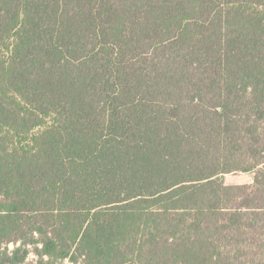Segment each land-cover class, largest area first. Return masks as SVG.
<instances>
[{
  "label": "trees",
  "instance_id": "1",
  "mask_svg": "<svg viewBox=\"0 0 264 264\" xmlns=\"http://www.w3.org/2000/svg\"><path fill=\"white\" fill-rule=\"evenodd\" d=\"M31 253L264 264V0H0V264Z\"/></svg>",
  "mask_w": 264,
  "mask_h": 264
},
{
  "label": "rangeland",
  "instance_id": "2",
  "mask_svg": "<svg viewBox=\"0 0 264 264\" xmlns=\"http://www.w3.org/2000/svg\"><path fill=\"white\" fill-rule=\"evenodd\" d=\"M225 178L228 184L247 183L252 180L251 174L248 173L228 174ZM10 247L12 248L13 245L11 244ZM36 259V255L34 253H31L30 257L28 258L25 264H33ZM65 264H70V262L66 260Z\"/></svg>",
  "mask_w": 264,
  "mask_h": 264
}]
</instances>
